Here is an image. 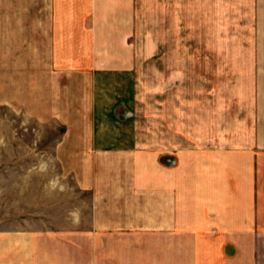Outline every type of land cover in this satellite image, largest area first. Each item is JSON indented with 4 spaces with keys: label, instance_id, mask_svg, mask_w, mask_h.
I'll use <instances>...</instances> for the list:
<instances>
[{
    "label": "crops",
    "instance_id": "1",
    "mask_svg": "<svg viewBox=\"0 0 264 264\" xmlns=\"http://www.w3.org/2000/svg\"><path fill=\"white\" fill-rule=\"evenodd\" d=\"M250 1L258 92H194L141 137L136 0H0V50L31 66L19 103L73 130L87 195L62 226L0 229V264H264V0Z\"/></svg>",
    "mask_w": 264,
    "mask_h": 264
},
{
    "label": "rangeland",
    "instance_id": "2",
    "mask_svg": "<svg viewBox=\"0 0 264 264\" xmlns=\"http://www.w3.org/2000/svg\"><path fill=\"white\" fill-rule=\"evenodd\" d=\"M251 7L250 0H136L138 136H147L149 117L161 136L168 116L178 120L180 99L193 100L194 92H258ZM22 52L0 50V229L59 227L86 216L82 161L67 144L73 130L45 120L47 113L35 119L19 103L20 78L31 67L19 66V56H28Z\"/></svg>",
    "mask_w": 264,
    "mask_h": 264
}]
</instances>
